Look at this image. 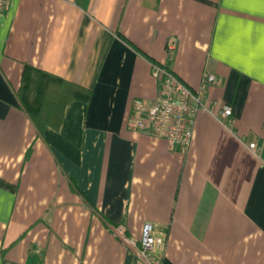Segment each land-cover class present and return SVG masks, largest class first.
Here are the masks:
<instances>
[{
  "label": "crops",
  "instance_id": "crops-1",
  "mask_svg": "<svg viewBox=\"0 0 264 264\" xmlns=\"http://www.w3.org/2000/svg\"><path fill=\"white\" fill-rule=\"evenodd\" d=\"M153 62L208 106L186 152L129 125L132 101L158 95ZM38 70L86 93L57 110L55 81ZM204 72L220 82L202 88ZM35 97L38 122L24 105ZM223 104L232 122L220 118ZM145 221L165 239L161 264H264V6L9 0L0 264H149L136 253Z\"/></svg>",
  "mask_w": 264,
  "mask_h": 264
},
{
  "label": "built area",
  "instance_id": "built-area-1",
  "mask_svg": "<svg viewBox=\"0 0 264 264\" xmlns=\"http://www.w3.org/2000/svg\"><path fill=\"white\" fill-rule=\"evenodd\" d=\"M8 1L0 0V12L7 7ZM172 47L173 41H169L168 48ZM151 74L158 81V95L153 100L135 98L132 101L129 125L134 130L164 138L172 150L186 152L193 138L195 115L198 110L207 109L208 106L199 92L189 88L166 66L153 62ZM219 82L216 74L204 72L201 87ZM219 116L225 122H232L230 106L223 104ZM255 146L254 142L249 143V147ZM152 231V223L143 222L140 245L136 248V253L149 264H161L165 239ZM117 233L123 240L128 241L122 228H118Z\"/></svg>",
  "mask_w": 264,
  "mask_h": 264
},
{
  "label": "trees",
  "instance_id": "trees-1",
  "mask_svg": "<svg viewBox=\"0 0 264 264\" xmlns=\"http://www.w3.org/2000/svg\"><path fill=\"white\" fill-rule=\"evenodd\" d=\"M41 74V76H45L47 78H50L51 80L55 81V84L51 85L54 90L55 93L53 92L52 89V93L54 95V102L53 105L57 108V110L61 109L65 103H67L70 99H72L73 97H76L79 94H85V89L80 86L79 84H76L74 82H69L66 81L64 79H62L61 77H57V76H52L44 71L38 70ZM37 98H32L31 100L29 99V101H25L24 105L26 106L30 117L35 121L38 122V117L37 115L40 117L42 110L40 109L41 106H36V104L34 102L36 101ZM39 103V102H38Z\"/></svg>",
  "mask_w": 264,
  "mask_h": 264
},
{
  "label": "snow or ice",
  "instance_id": "snow-or-ice-1",
  "mask_svg": "<svg viewBox=\"0 0 264 264\" xmlns=\"http://www.w3.org/2000/svg\"><path fill=\"white\" fill-rule=\"evenodd\" d=\"M239 2L241 3H248V2H253V0H239ZM258 2L264 6V0H258ZM241 10H244V9H241Z\"/></svg>",
  "mask_w": 264,
  "mask_h": 264
}]
</instances>
